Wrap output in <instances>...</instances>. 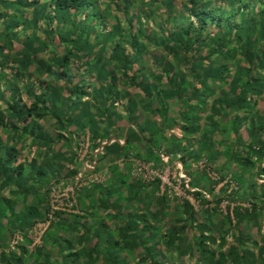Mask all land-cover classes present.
<instances>
[{
  "label": "trees",
  "instance_id": "16d2710c",
  "mask_svg": "<svg viewBox=\"0 0 264 264\" xmlns=\"http://www.w3.org/2000/svg\"><path fill=\"white\" fill-rule=\"evenodd\" d=\"M0 264H264V0H0Z\"/></svg>",
  "mask_w": 264,
  "mask_h": 264
},
{
  "label": "built area",
  "instance_id": "2783aa9c",
  "mask_svg": "<svg viewBox=\"0 0 264 264\" xmlns=\"http://www.w3.org/2000/svg\"><path fill=\"white\" fill-rule=\"evenodd\" d=\"M73 139L78 141V144L74 147V152L78 157V162L85 166L83 173L79 174L75 179L73 184L66 186L65 184H60L59 187H54L50 193V213L49 218H52V214L57 211L62 212H73L74 204H76L75 193L77 190L83 186H89L91 184H103L111 177V165L105 167L98 172H93V167L97 164L95 162L93 165L94 157L91 151V135L89 132L84 134L74 135ZM113 165V164H112ZM114 165H116L121 171L125 169V162L122 160H117ZM153 163H144L138 161L136 165L132 168V176L141 179L142 181H152L158 178L162 182V190L166 187H172V179H176V173H172L170 169L164 171H156ZM68 168L74 169L73 165H68ZM179 186H180V181ZM177 185V184H176ZM174 187V186H173ZM176 195L179 194L174 190ZM49 227V222L38 223L34 227V244L33 246L39 245L41 243V237L46 232Z\"/></svg>",
  "mask_w": 264,
  "mask_h": 264
},
{
  "label": "rangeland",
  "instance_id": "374dc122",
  "mask_svg": "<svg viewBox=\"0 0 264 264\" xmlns=\"http://www.w3.org/2000/svg\"><path fill=\"white\" fill-rule=\"evenodd\" d=\"M100 152H101V149H99L98 151H95L94 154H98V153H100ZM125 165H126V163H125ZM176 176H178V175L176 174ZM178 177H179V176H178ZM174 180H175V184L173 185V186H174L173 189L176 190V192L179 193V194H184V192H183L181 186H179L178 178L176 177V179H174ZM176 184H177V185H176ZM221 187H222V185L219 186V188H221ZM219 188H218V189H219Z\"/></svg>",
  "mask_w": 264,
  "mask_h": 264
}]
</instances>
